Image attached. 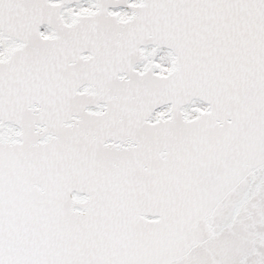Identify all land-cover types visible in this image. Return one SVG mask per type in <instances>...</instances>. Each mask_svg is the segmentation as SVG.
Listing matches in <instances>:
<instances>
[{
	"label": "snow or ice",
	"instance_id": "obj_1",
	"mask_svg": "<svg viewBox=\"0 0 264 264\" xmlns=\"http://www.w3.org/2000/svg\"><path fill=\"white\" fill-rule=\"evenodd\" d=\"M0 264H264V0H0Z\"/></svg>",
	"mask_w": 264,
	"mask_h": 264
}]
</instances>
